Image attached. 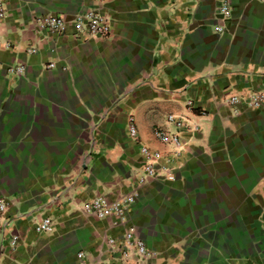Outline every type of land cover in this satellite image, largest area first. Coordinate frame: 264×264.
Returning a JSON list of instances; mask_svg holds the SVG:
<instances>
[{
    "label": "crops",
    "instance_id": "crops-1",
    "mask_svg": "<svg viewBox=\"0 0 264 264\" xmlns=\"http://www.w3.org/2000/svg\"><path fill=\"white\" fill-rule=\"evenodd\" d=\"M4 1L0 264H264V108L225 103L264 93V0ZM90 8L111 18L110 37L38 26ZM172 114L195 128L183 136L176 180L137 186L145 159L129 118L143 145L167 152L153 130L172 129ZM135 191L122 218L83 210ZM42 217L54 220L52 234L36 230ZM129 230L147 245L144 262L108 245Z\"/></svg>",
    "mask_w": 264,
    "mask_h": 264
},
{
    "label": "built area",
    "instance_id": "built-area-1",
    "mask_svg": "<svg viewBox=\"0 0 264 264\" xmlns=\"http://www.w3.org/2000/svg\"><path fill=\"white\" fill-rule=\"evenodd\" d=\"M94 1L101 3L104 0ZM218 13L223 19H229L232 14L229 4H221ZM6 17L7 8L5 1L0 0V21ZM38 26L41 31L57 35L65 34L69 26H72L77 36L86 33L89 36L100 38L110 37L112 31L111 18L99 8H90L85 12L77 14L71 21L58 16L46 15L38 19ZM216 30L223 32L224 28L217 27ZM31 51L34 52V50ZM54 67V63H50L48 66V68ZM10 71L19 75L24 72L22 67L11 68ZM241 102H245L250 109L264 108V93L250 91L245 94L232 95L225 99V103L231 106H235ZM187 107L188 109L194 108L192 100L187 101ZM167 123L172 129L156 127L153 130L155 139L171 148L167 152H161L141 143L134 118H129V135L140 144V152L145 159L142 174L137 176V186L144 185L150 179L176 180L175 170L187 146L183 141V136L187 132H192L195 128L187 117L177 114L169 115ZM137 195L138 193L135 191L132 195L123 197L120 202L113 203L104 197H95L83 204V210L87 214L99 219H105L110 216L122 218L126 210L135 202ZM7 209L8 202L5 198L0 197V223L3 222ZM33 220L35 221V228L39 233L52 234L54 232L55 223L52 218L42 217L34 218ZM18 242L19 238L17 236H13L10 239L12 247H16ZM108 245L112 250L122 252L124 259L127 261L144 262L150 255L147 245L135 234L134 230L127 231L121 238H110Z\"/></svg>",
    "mask_w": 264,
    "mask_h": 264
}]
</instances>
